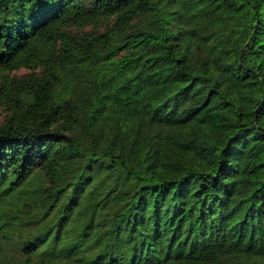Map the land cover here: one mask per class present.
Instances as JSON below:
<instances>
[{
    "label": "trees",
    "instance_id": "1",
    "mask_svg": "<svg viewBox=\"0 0 264 264\" xmlns=\"http://www.w3.org/2000/svg\"><path fill=\"white\" fill-rule=\"evenodd\" d=\"M0 264H264V0H0Z\"/></svg>",
    "mask_w": 264,
    "mask_h": 264
}]
</instances>
